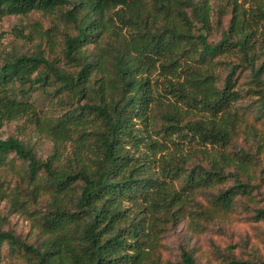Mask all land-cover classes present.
<instances>
[{
	"label": "trees",
	"instance_id": "16d2710c",
	"mask_svg": "<svg viewBox=\"0 0 264 264\" xmlns=\"http://www.w3.org/2000/svg\"><path fill=\"white\" fill-rule=\"evenodd\" d=\"M246 4L0 0V24L48 23L26 37L39 42L34 54L0 63V130L15 124L0 139V201L31 228L23 239L0 223V264H172L169 232L185 223L204 233L240 201L257 202L264 0ZM38 91L47 110L32 101ZM254 211L264 221V207Z\"/></svg>",
	"mask_w": 264,
	"mask_h": 264
},
{
	"label": "rangeland",
	"instance_id": "374dc122",
	"mask_svg": "<svg viewBox=\"0 0 264 264\" xmlns=\"http://www.w3.org/2000/svg\"><path fill=\"white\" fill-rule=\"evenodd\" d=\"M219 0H216V2ZM247 3L249 0H240ZM230 16L223 17V26L226 27ZM36 22L48 26L45 17L41 14H32L29 17L11 16L0 24V63L8 56L21 54H34L38 50V41L26 38L32 25ZM222 28H216L209 41L217 42L220 39ZM32 101L39 109L47 110L50 98L40 91L34 93ZM250 101L246 100L245 104ZM254 118L252 115L250 119ZM263 129V125H259ZM15 129V124L6 125L0 130V139H6ZM30 130L29 132H32ZM242 142V140L240 141ZM244 146H247L243 143ZM51 151L48 141L39 143L36 149L38 157L46 158ZM22 167V161H15ZM264 164L261 165V168ZM256 184L260 186L256 192V203L242 200L238 203L236 211L221 220L209 225L204 233H196L184 223L169 232L163 242L162 257L164 262L180 264L182 262L181 249H185L194 259L195 264H229L230 259L239 258L252 264L264 262V221H257L256 207H264V174L256 172ZM0 221L5 230L14 231L23 239L31 233L30 223L24 216L10 215L7 212L6 202L0 201ZM33 235V234H32ZM31 236L30 241H34ZM12 263L7 256L5 263Z\"/></svg>",
	"mask_w": 264,
	"mask_h": 264
}]
</instances>
